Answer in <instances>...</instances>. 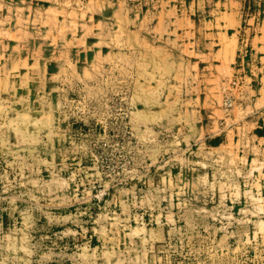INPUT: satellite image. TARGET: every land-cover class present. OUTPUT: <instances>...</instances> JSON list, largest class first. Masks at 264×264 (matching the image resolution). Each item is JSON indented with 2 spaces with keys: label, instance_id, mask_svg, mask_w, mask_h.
I'll use <instances>...</instances> for the list:
<instances>
[{
  "label": "rangeland",
  "instance_id": "374dc122",
  "mask_svg": "<svg viewBox=\"0 0 264 264\" xmlns=\"http://www.w3.org/2000/svg\"><path fill=\"white\" fill-rule=\"evenodd\" d=\"M0 264H264V0H0Z\"/></svg>",
  "mask_w": 264,
  "mask_h": 264
},
{
  "label": "bare ground",
  "instance_id": "6f19581e",
  "mask_svg": "<svg viewBox=\"0 0 264 264\" xmlns=\"http://www.w3.org/2000/svg\"><path fill=\"white\" fill-rule=\"evenodd\" d=\"M222 60V59H221Z\"/></svg>",
  "mask_w": 264,
  "mask_h": 264
}]
</instances>
